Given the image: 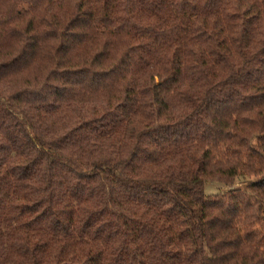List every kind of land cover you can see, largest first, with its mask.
Returning a JSON list of instances; mask_svg holds the SVG:
<instances>
[{"label": "trees", "instance_id": "16d2710c", "mask_svg": "<svg viewBox=\"0 0 264 264\" xmlns=\"http://www.w3.org/2000/svg\"><path fill=\"white\" fill-rule=\"evenodd\" d=\"M0 264H264V0H0Z\"/></svg>", "mask_w": 264, "mask_h": 264}, {"label": "rangeland", "instance_id": "374dc122", "mask_svg": "<svg viewBox=\"0 0 264 264\" xmlns=\"http://www.w3.org/2000/svg\"><path fill=\"white\" fill-rule=\"evenodd\" d=\"M246 181L242 180L241 178L236 179L234 182L230 183L229 185H223L217 182H208L204 185L203 191L206 196H216L220 194H225L235 189H242L244 188Z\"/></svg>", "mask_w": 264, "mask_h": 264}]
</instances>
